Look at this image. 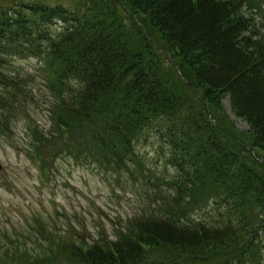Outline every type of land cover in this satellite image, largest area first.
<instances>
[{
  "label": "trees",
  "instance_id": "1",
  "mask_svg": "<svg viewBox=\"0 0 264 264\" xmlns=\"http://www.w3.org/2000/svg\"><path fill=\"white\" fill-rule=\"evenodd\" d=\"M263 4L2 0L1 131L10 133L20 110L4 95L20 89L7 63L39 57L53 98L51 128L32 129L43 169L44 156L53 162L67 151L79 162L152 177L161 201L158 213L133 217L117 238L49 236L37 255L11 241L0 264H264V161L255 157L264 154V32L254 20ZM227 97L250 131L235 126ZM150 134L173 176L156 175L142 158L138 143ZM196 210L205 216L192 219Z\"/></svg>",
  "mask_w": 264,
  "mask_h": 264
},
{
  "label": "rangeland",
  "instance_id": "2",
  "mask_svg": "<svg viewBox=\"0 0 264 264\" xmlns=\"http://www.w3.org/2000/svg\"><path fill=\"white\" fill-rule=\"evenodd\" d=\"M5 1L15 4L29 0ZM263 5L261 11H254V20L262 32ZM118 13L125 23L127 12L119 8ZM43 65L39 58L16 57L10 59L4 70L7 78L16 79L20 86L4 92L10 98H17L20 111L12 118V133L0 131V245H6L0 254L13 247L11 241L37 255L39 246L49 247V236L56 241L70 236L74 240L84 239L88 244L105 237L114 239L133 217L160 210L161 195L158 192L154 195L157 185L148 181L152 177L114 172L77 162L70 156L56 158L49 170L42 173L37 162L27 155L32 134L28 124L45 129L51 124L49 106L53 98L47 88ZM224 105L239 130H251L246 121L235 116L230 97L224 99ZM149 138L138 143L147 166L155 168L156 175L176 174L165 157L159 156V140L151 134ZM196 216L201 217L199 213Z\"/></svg>",
  "mask_w": 264,
  "mask_h": 264
}]
</instances>
